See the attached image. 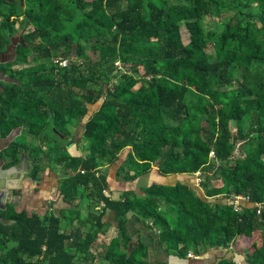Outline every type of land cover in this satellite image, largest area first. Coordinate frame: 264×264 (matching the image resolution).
Wrapping results in <instances>:
<instances>
[{
	"label": "trees",
	"instance_id": "trees-1",
	"mask_svg": "<svg viewBox=\"0 0 264 264\" xmlns=\"http://www.w3.org/2000/svg\"><path fill=\"white\" fill-rule=\"evenodd\" d=\"M173 1L177 2L25 0L23 9L10 10V17L21 20V31L31 28L24 35L25 42L45 43L32 48L35 58L66 57L74 46L81 50L92 41L91 48L98 52L94 79L100 87L95 98L84 92L77 97L74 89L86 90L91 76L84 77L75 66L62 67L56 73L53 66L43 63L27 67L19 84L6 86L0 94V134L6 137L21 129L12 150L20 147L27 152L22 137L27 134L57 142L58 151L67 142L62 137L71 135L69 124L82 120L86 105L102 98L83 131V138L99 151L92 156L60 157L59 162L74 175L61 180L59 192L70 203L80 194L79 188L90 186L104 204L100 215H88L96 228L105 226L101 221L105 212H114L118 235L111 239L104 260L108 264H149L141 240L128 248L129 215L163 227L160 243L173 240V254L180 259H187L189 252L199 256L222 247L225 253L213 261L197 259L196 264H237L229 247L248 240L241 264H264V150L260 145V127L264 130V0ZM213 8L230 18L212 39L205 36L200 18L210 15ZM181 26L188 33L186 44ZM119 61L139 63L146 78L126 100L122 96L132 77L122 75L124 83L113 84V93L109 89L114 81L110 72ZM104 66L109 68L106 74L101 73ZM252 71H256V79L247 83ZM228 91L231 100L220 101L219 95ZM238 140L247 148L244 157L236 159L233 152ZM126 148H130L124 164L127 168L119 171L124 172L126 182L158 176L154 183L140 188L141 194L127 191L119 199H108L102 195L107 188L105 177H96L95 172L116 163ZM211 152L213 158H209ZM79 167L83 173L77 171ZM196 173L203 178L198 187L193 185ZM235 196L247 198L240 201L238 210L233 207ZM8 219L13 221L11 225L0 226L4 245L0 264H73L75 252L66 242L74 241L77 248L80 227L66 234L60 226L62 217L54 214L41 219L24 211L12 212ZM87 221L80 219L79 224L82 227ZM255 231L259 236L253 240ZM82 245L88 247L85 241Z\"/></svg>",
	"mask_w": 264,
	"mask_h": 264
},
{
	"label": "rangeland",
	"instance_id": "rangeland-1",
	"mask_svg": "<svg viewBox=\"0 0 264 264\" xmlns=\"http://www.w3.org/2000/svg\"><path fill=\"white\" fill-rule=\"evenodd\" d=\"M176 2L177 1L168 0V5L174 4ZM180 2L181 1H179L178 3ZM8 13H9V10H4L3 13H1L2 15L0 16V19H1L0 25H3L2 30L7 31L11 34L19 33L21 31V27L23 26V24L21 23V20H18V21L14 20L13 23L10 22V20L8 19L9 18ZM229 18H230V14L228 15L226 13L219 14L215 8H213L212 13H210V15L201 16L200 23L203 28L205 36L207 38L210 37L213 39V37L216 34L220 33L223 30L224 24L227 22ZM10 23L13 24L11 25V28L8 27ZM30 30L31 28L30 26H28L26 30L21 31V34L25 35ZM180 34H181L182 42L186 44L188 42V33L185 30L184 26H181ZM39 44L45 46V43H40L39 40L31 42L29 39L25 43L24 45L25 47L23 49L18 50V56L15 62H12L11 64L7 65L9 67V71L12 74L11 82L16 83V85H18L19 84L18 78L25 76L22 73V70L27 67H31L33 65H37L40 63H43L47 65L48 67L53 66L54 73H56V70L62 69V67L75 66L78 73H80L86 78L90 76L91 77L88 78L90 80L88 82L86 90L81 91L78 89H74V95H77V97H79V95L84 92L85 94L92 93L89 95L93 96L94 98L96 97L95 93H97L100 86L97 84V82H95L94 77L98 75L97 74L98 72L95 74L93 68L95 64L98 63V52L95 51L93 48H91L92 41L88 43H84L82 45L81 50H79L78 47L74 46L71 52L69 51L68 53H66V57H62L60 55L59 56L57 55L56 57L53 55L52 57L50 56L49 58H46V59L35 58V52L32 50V48ZM254 53L258 55V49H255ZM131 65H136V68H132ZM115 67L116 69H114V71H111L112 73L110 72V76H109L110 79L113 78L112 80H114L111 83L112 85H110V88H109L112 93L116 89L113 84L118 83L120 81L123 82L121 78L122 75H126L127 77L133 78L132 83L129 86L128 92L122 96L123 99L126 100L130 96V93L135 92L137 88L140 87V85L143 82H145L146 78L143 76L144 69L142 65H140L137 62L133 63V62H126V61H119L117 63V66L115 65ZM102 69L103 70L101 71V73H105V74L108 73V70H109L108 66H104ZM91 73H93V75H90ZM46 74L47 72L45 73V75ZM249 74L250 75H247V83L254 82L256 79L254 78L256 75V71H252ZM8 85L10 84L8 83L6 86ZM106 87L107 86L105 87L103 86V88H106ZM41 93L43 94V92ZM231 98H232L231 91H228L226 93L219 95V99L222 102L230 101ZM197 100L198 102H200L201 99L197 98ZM101 102H102V98L93 105L87 104L86 108L88 111L86 115L84 116V118H82V120H76L75 123L69 124L68 127L70 130V133L72 134L70 135V137H64L66 138L65 141L67 142L64 145H60L61 148H59L58 151L54 147L55 146L54 144H56L57 142L55 143L53 141H50L42 137L32 138L31 136L27 134L22 135V137L24 136L23 139L25 141L24 142L25 150L27 151L28 155H30L29 173L30 172L32 173L33 170H36V172L33 174V177L29 176L30 174L23 176L24 177L22 181L23 186L20 191L22 192L21 199L15 203L16 209L24 210V208L22 207H25L27 208V210H25L26 213L28 212L27 215L31 216L33 214H36V212L31 210L32 207L28 203H31L30 201L35 203V199H31V196L36 197L37 192H38V188L36 186L40 184L42 179H44L48 173V171L45 168L47 167H49L50 169L57 168L59 165H61V163L59 162L60 157L68 156V155L73 156L76 154V151L79 150L80 148H81L80 152L83 155L92 156L99 151V147L97 145L87 143L88 141H86L82 137H79L78 133L81 131L82 123L86 121V119L90 115L92 116V114L95 113L100 108ZM64 118L67 119V115H65ZM246 120L247 119L245 118L244 120L245 123H246ZM259 123L261 124L260 120H259ZM231 129L234 130L233 124H231ZM260 135L262 137V139L260 140V145H261L262 150H264V143H263L264 130H262L261 127H260ZM19 139L20 138L18 135L17 137L14 138L13 142H17ZM76 145L78 146V149L76 148ZM246 148L247 147L245 146V144H243L241 141L239 140L235 141L233 157L236 159L243 158ZM122 153H125V152L123 151ZM101 164L104 165L102 162ZM116 164L117 163H114L113 165H116ZM105 166L107 165H104V167ZM125 167L126 165H124V167L122 168H125ZM193 185L194 187H197L195 180L193 182ZM142 187L146 188L144 185H142ZM135 192L138 194H141L139 188H136ZM46 193H47V190H45L44 197H46ZM80 193L83 196L82 197L83 202L80 204L81 206L79 205V209H77V206L71 202L70 204H67L66 207L68 208L66 209L65 207L66 210L63 213L61 212L59 208L53 207L54 209L53 211L50 212V210H48L44 215L55 213V215L61 216L62 217V222L60 225L61 230L64 231L66 234H69L71 232L74 233V231L78 230L80 227L78 232L81 234V238L78 242L77 248H74V245H73L74 241L66 242V246L72 248L75 252V259L73 261V264H108L104 260V255L107 250V247H108L107 243L109 242V240L113 239V236L118 235L116 226H114L116 224L115 222L110 221L109 216H107L106 217L107 220H104L103 222L105 225L103 228H96L95 225L91 224L92 222L91 220L87 221L86 224H84L81 227V224H79L80 219H86L88 215H90L91 217L98 216L100 215L102 208L100 207L98 200L95 199V195L92 189H89V190L80 189ZM113 196L116 197L117 195H113ZM56 207H60V204L56 205ZM68 209H71V210L68 211ZM76 209L78 210V213L74 212ZM44 215L40 213L38 216L41 219H43ZM133 220L134 219H131L130 222L133 223ZM131 228L133 230L132 238H134V239H131L132 241L135 242L136 239L143 238L141 239V241L146 244L147 250L153 246L152 240L149 237L146 236L147 237L146 238L144 235L142 236L139 234L136 235V233L134 234L135 228L132 225H131ZM158 228L160 229V232H161L162 231L161 229L163 227L159 226ZM258 236H259V232L255 231L252 234V239L256 240ZM84 241L86 244H88V247L86 249L82 245V242ZM0 245L2 246L0 247V251H1L4 245L1 242H0ZM162 245L164 248L162 253L168 259V256L171 255L172 253L169 250H174L175 248L174 241L166 240L163 242ZM232 245H233V250L235 252L234 259L236 263H240L241 260H243L242 255L246 253V250L248 247V240L246 241L240 240L239 242H235ZM158 252L159 251H157V253ZM160 253L161 252H159V254ZM155 256L156 254H154V251L151 252L152 262H150V264H154L156 260Z\"/></svg>",
	"mask_w": 264,
	"mask_h": 264
},
{
	"label": "crops",
	"instance_id": "crops-1",
	"mask_svg": "<svg viewBox=\"0 0 264 264\" xmlns=\"http://www.w3.org/2000/svg\"><path fill=\"white\" fill-rule=\"evenodd\" d=\"M17 6H20L23 9L25 6V0H0V16L2 15L1 13H3L4 10L10 11ZM8 17H9L8 19L10 20V22L13 23L15 18L10 17L9 13H8ZM4 35H12V34L5 31ZM1 85L4 89L5 86L7 85V83H6V85L5 84H1ZM90 117H91V115L86 119V121ZM86 121H84L82 123L81 131L78 133L79 137L83 138L84 123ZM19 130H20V132H19V134H20L21 129H19ZM13 131H15V130H13ZM0 137H2V136H0ZM68 137H70V136H68ZM62 139L65 140L66 138L62 137ZM9 144H11V143H9ZM2 147H4V146H2ZM76 148L78 149L77 145H76ZM0 149H2V148H0ZM80 149L76 151V154L73 155V157L85 156L80 152ZM123 151L125 153H122ZM123 151L119 154L116 165H110V166L108 165L105 167L103 166V167H100L97 170V172H95L96 177L97 176H99V177L104 176L105 177V181L107 183V188H105L104 190L109 192V197H107L108 199L116 200V199H119L120 196L122 195V193H124V192L135 191L136 188H139V190H140V188H143L142 185H144L145 187L149 186L151 183H154V181L157 178L156 176H158V175H156V176H153V175L141 176L140 178H138L134 181L126 182L124 180V175H125L124 172L119 174V171L124 166V164L127 160V157L130 153V148H126ZM152 168L154 170L158 171V167L156 165H153ZM45 169L48 171V173L45 176V178L42 179L40 184L38 186H36L38 188V192H37L36 197L31 196V199H35V203H33L32 201H30L31 203H28L32 207L31 210L36 212V215L37 214L39 215L40 213L42 215H44L48 210H50V212L53 211L54 210L53 207H54V208H59L61 210V212L63 213L68 208V207H66L67 204H70L71 202L74 203L79 209V205L83 202V199H82L83 196L81 195V193L76 198L72 199L70 201V203H66V202H64V200H63V198L59 192V185H60L61 180L65 179L67 177L73 176L74 172H71L69 169L63 167V164L59 165L57 168L50 169L49 167H47ZM78 169H81V168L79 167ZM22 174H23V176L25 175L22 172L16 171L15 173L7 175V177H6L7 187L15 188L17 190V193H16L17 196L14 197V199H12V201L14 203H16L17 201H19L21 199L22 192H20V191H21V188L23 186ZM14 175H17V177H18L17 181L12 180V177ZM79 189H82V188H79ZM89 189H91L90 186L87 190H89ZM45 190H47L46 197H44ZM49 191L56 195L54 200H49V197H48ZM113 195H117V196L114 197ZM29 199H30V197H29ZM95 199H96V197H95ZM98 203H99L100 207L102 208V210L100 212V214H101L103 211L104 204L100 201H98ZM58 204H60V207H56V205H58ZM13 206H14L13 210L15 213H19L22 211L25 212V210H27V208H25V207H22V208H24V210H18V209H16L15 204ZM65 207H66V209H65ZM52 214L55 215V213H52ZM114 215H115L114 212H110V211L105 212V215L102 217V222H104V220H107L106 217L109 216L110 221H113L116 224V221L114 219ZM56 216H58V215H56ZM58 217H61V216H58ZM86 219L90 220V217L87 216ZM131 219H134L133 223L130 222ZM131 225L135 228L134 234L136 233V235L139 234L141 236L144 235L145 237L147 236L152 240L153 246L147 250L149 264H150V262H152L151 261V252H153V251H154V254H156V256H155L156 260H155L154 264H156L158 262H164V263H168V264H196L195 260L190 261L188 259H180V258L176 257L175 255H172L174 253V250H169L172 253H171V255L168 256V259H167L162 253L164 248H163V245L160 243L158 236L152 237L149 234V231L144 227L142 222H139L135 218L128 215L126 227H127V230H128V233H129L131 239H134V238H132L133 230L131 228ZM114 226H116V225H114ZM136 235H135V237H136ZM115 237H117V235L113 236V238H115ZM141 239H143V238L136 239L135 242L131 240L129 245H128V248L135 246L137 244V242ZM110 241H111V239L109 240L107 245H109ZM229 249L230 250L233 249L232 244L229 247ZM151 250H153V251H151ZM157 251H159L161 253L159 254V252L157 253ZM223 253H225V250L222 247H215V248L208 250L206 253L197 256V259L204 260L206 262H211L214 259H216L218 256L222 255ZM240 264H241V262H240Z\"/></svg>",
	"mask_w": 264,
	"mask_h": 264
},
{
	"label": "flooded vegetation",
	"instance_id": "flooded-vegetation-1",
	"mask_svg": "<svg viewBox=\"0 0 264 264\" xmlns=\"http://www.w3.org/2000/svg\"><path fill=\"white\" fill-rule=\"evenodd\" d=\"M4 32L2 29H0V53L6 51V47L11 46L12 43H14L15 45V55L12 56L10 55V53L8 52L5 56H0V61L4 60V61H9L11 59L10 62H7L5 64H0V71H2L9 79L10 82H7V84L9 83L10 85L14 84L16 85V83L11 82V72L9 71V67L7 65L11 64L12 62H15V60L17 59L18 56V50L19 49H23L25 46V41H24V34H20V33H14L12 35H4ZM1 84H5L6 82H0V86L2 87ZM3 90V87H2ZM2 93V91H1ZM0 93V94H1ZM1 136V135H0ZM5 137H0V139H3ZM14 140V139H13ZM13 143V141L11 142V144ZM11 144H9L8 147L1 149L0 150V178L1 177H7V174H4L5 171L9 172V170L12 167L15 166H19L20 168L17 170L19 172L24 173L25 175L29 174V170H30V155H28L27 152H22L23 150L19 147L15 150H12ZM0 148H2V146H0ZM18 158V162H14L15 159ZM23 158L26 159V162L23 163ZM14 162V163H13ZM16 171V170H15ZM14 169L12 171V173H15ZM11 173V174H12ZM17 175H14L12 177V180L17 181ZM24 178V177H22ZM17 190L15 188H12V192L11 194H8L5 201H4V209H0V218L1 221H5V222H9L6 224H3L0 222V226H8L11 225L13 223L12 220L8 219V216H10L14 212L13 208H14V202L12 201V199H14V197L17 196ZM0 247H2L0 245ZM1 253V251H0Z\"/></svg>",
	"mask_w": 264,
	"mask_h": 264
},
{
	"label": "water",
	"instance_id": "water-1",
	"mask_svg": "<svg viewBox=\"0 0 264 264\" xmlns=\"http://www.w3.org/2000/svg\"><path fill=\"white\" fill-rule=\"evenodd\" d=\"M10 53V55L14 56L15 55V45L14 43H12L11 46H8L6 47V51L0 53V56H5L7 53ZM11 59L9 61H4V60H1L0 61V64H5L7 62H10ZM0 82H10V79L2 72L0 71ZM2 91V87L0 86V93ZM18 132V133H17ZM19 132L20 130L17 129L15 131H12L7 137L3 138V139H0V146H4L2 147V149L6 148L9 146V143H11L13 141V139L19 135ZM1 150V149H0ZM26 162V159L23 158V163ZM20 167L19 166H15V167H12L9 172L5 171L4 174H7V175H10L14 169V171L18 170ZM15 171V172H16ZM23 176V174H22ZM6 179L5 177H1L0 178V209H4V201L7 197L8 194H11L12 192V188L11 187H7V184H6ZM0 222L3 223V224H6V223H9V222H5V221H1V218H0Z\"/></svg>",
	"mask_w": 264,
	"mask_h": 264
},
{
	"label": "built area",
	"instance_id": "built-area-1",
	"mask_svg": "<svg viewBox=\"0 0 264 264\" xmlns=\"http://www.w3.org/2000/svg\"><path fill=\"white\" fill-rule=\"evenodd\" d=\"M214 155L213 153L211 152L209 154V158H213ZM78 171L80 173H83V170L81 169H78ZM202 177L200 176V173H196L195 174V181H196V186L198 187L200 182L202 181ZM102 195L105 196V197H109V192L104 190L102 191ZM48 197H49V200H54L56 195L52 192L49 191V194H48ZM241 200H247V198H243L241 196H235L233 198V204H234V210H238L239 209V203ZM144 227L149 231V234L152 236V237H157L159 234H160V229L156 226H154V224L152 222H148V223H143ZM188 260L190 261H194L197 259V256L194 255L193 253L189 252L187 254V257H186ZM237 264H240V263H237Z\"/></svg>",
	"mask_w": 264,
	"mask_h": 264
}]
</instances>
